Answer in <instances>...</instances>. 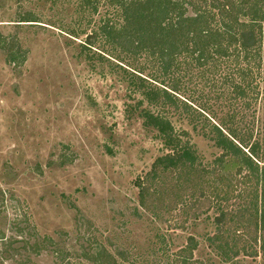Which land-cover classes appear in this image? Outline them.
Here are the masks:
<instances>
[{
	"label": "rangeland",
	"instance_id": "374dc122",
	"mask_svg": "<svg viewBox=\"0 0 264 264\" xmlns=\"http://www.w3.org/2000/svg\"><path fill=\"white\" fill-rule=\"evenodd\" d=\"M85 1L0 0V264H104L105 252L125 253L127 264H180L191 257V236L199 264H264L261 254L231 259L219 251L210 240L218 232L213 205L201 200L202 208L184 218L192 195L185 167L159 172L158 199L166 200L152 208L143 206L134 185L170 153L141 111L168 115L173 135L196 148L197 163L206 167L222 153L213 125L235 128L229 120L234 113L240 132L254 135L252 143L264 135L252 110L238 113L232 105V85L222 84L229 71L212 62L196 68L187 59L164 76L158 55L128 58L105 45V37L87 47V35L102 22L117 21L118 29L124 22L105 13L112 12L107 0L83 8ZM176 2L223 32L225 48L235 39L236 21L250 25L261 46L250 63L258 66L264 0ZM28 13L38 22H20ZM120 61L168 89L178 105L160 110L143 100L144 88L130 85ZM88 251L93 262L82 259Z\"/></svg>",
	"mask_w": 264,
	"mask_h": 264
},
{
	"label": "trees",
	"instance_id": "16d2710c",
	"mask_svg": "<svg viewBox=\"0 0 264 264\" xmlns=\"http://www.w3.org/2000/svg\"><path fill=\"white\" fill-rule=\"evenodd\" d=\"M242 1L244 4L250 2V0ZM107 2L112 6V12L105 13L120 16L124 25L118 29L115 26L118 24L117 21L106 20L105 24L102 22L98 31L87 35V47H93L96 40L105 37L103 39L105 45L122 50L128 58L142 56L144 51L149 52L147 53L149 55H158L164 76H173L183 64V60L192 59L196 68H205L204 64L212 62L215 66H219L220 71H229V75L222 79V84L231 83L233 92L230 99L233 101V106L237 104V112L240 113L243 107L252 110L253 120L261 119L253 123H259L264 131V77H262L264 71L261 70L264 67L262 63L264 57L258 53V66L251 65L250 60L257 61L253 57L257 50L261 51V46L258 45L254 35L256 31L252 30L250 25L236 21L235 39L225 48L223 32L210 30L203 15L196 12H193L195 15L193 13L188 15L184 4L176 0H107ZM87 5H92L91 0H86L83 8ZM97 9L93 11L96 12ZM31 14L22 15L21 20L24 21L20 22H38L34 21L35 17ZM117 20L120 19L117 17ZM228 31L232 37L233 33ZM259 31L260 36L264 37V28L260 25ZM232 47L235 53L230 52ZM224 58L227 61H224ZM119 63V69L128 77L130 85L144 88L143 100L154 105V108L163 110L168 103L173 106L178 105V98L168 89L161 88L157 81L146 78L143 73L133 69L130 71L128 68L131 67L123 65L121 61ZM151 64L153 67L156 66L153 62ZM245 66L249 68L244 71L242 68ZM161 113L141 111L145 126L158 130L164 145L170 149V153L157 158L145 178H139L134 183L139 188L143 206L149 209L166 200L165 197L158 199L160 188L155 185V181L162 169L181 165L188 170L186 189L192 194L183 205V211L186 212L184 218L188 221L189 216L195 214L193 213L195 209L202 208L201 200L207 202L209 209L210 205H213L210 210L213 208L217 210L213 224L218 232L210 240L218 244L220 252L229 254L231 259L239 258L241 255L250 256V254H255L257 257L261 254L263 257L264 135H255L258 140L252 143L251 139L254 135H243L240 132L242 122L237 120L238 114L234 113L229 120L236 125L235 128L225 129L220 123L213 125L217 133L214 136L216 146L222 150V153L209 167H206L197 163L199 157L196 148L189 142L184 146L181 145V135H173L171 122L166 119L168 115L161 116ZM211 120L214 121L213 118ZM195 222H198V218ZM188 241L192 246L190 262L186 257H181L180 264H199L193 256L197 241L192 236ZM183 252L185 249L181 251ZM104 255H107L104 264H118L117 258L124 264L128 262L125 253H119L116 255L117 258L106 252ZM88 257H90L89 251L82 259L93 262V259H87Z\"/></svg>",
	"mask_w": 264,
	"mask_h": 264
}]
</instances>
